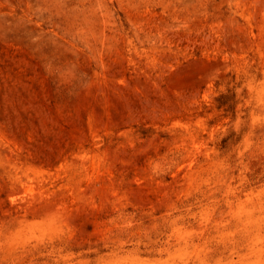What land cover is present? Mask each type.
<instances>
[{
	"label": "rangeland",
	"instance_id": "374dc122",
	"mask_svg": "<svg viewBox=\"0 0 264 264\" xmlns=\"http://www.w3.org/2000/svg\"><path fill=\"white\" fill-rule=\"evenodd\" d=\"M0 264H264V0H0Z\"/></svg>",
	"mask_w": 264,
	"mask_h": 264
}]
</instances>
